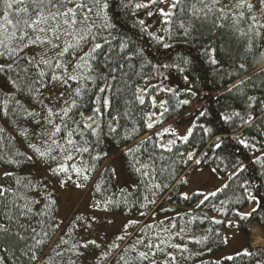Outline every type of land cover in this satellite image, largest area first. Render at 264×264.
I'll use <instances>...</instances> for the list:
<instances>
[{
  "label": "trees",
  "instance_id": "trees-1",
  "mask_svg": "<svg viewBox=\"0 0 264 264\" xmlns=\"http://www.w3.org/2000/svg\"><path fill=\"white\" fill-rule=\"evenodd\" d=\"M235 2L220 0V5L208 12L205 4L211 0H180L179 6L172 10V22L164 24L158 10L169 11L168 3L106 0L108 6L103 16L108 28L102 34L114 47L125 43L127 48L122 55L131 59L119 60L124 67L113 73L116 79H112L100 58L94 63L95 83L81 81L84 94L77 98L80 106L73 110V118L86 119L94 114L95 108H101L102 113L95 116L94 135L85 130L83 138L74 137L81 146L88 141V152L69 148L71 160H66L62 152H53L55 160L41 159L29 147L30 143L41 146L45 139L41 127L31 118L0 114V129H3L0 156L4 157L0 159V167L11 174L4 176L5 187L10 192L0 199V213L12 209L18 215L13 201L20 205L27 201L33 213H40L20 217L27 227L13 230L20 231L23 240L0 234V256L5 264H68L69 261L74 264H264V245L257 249L249 247L246 253L231 259H207L226 247L224 231L230 222H236L248 238L255 225L264 232V27L261 26L264 10H260L264 5L260 0H250L251 12L246 8L230 10ZM137 3L148 7L136 8ZM221 6L224 13L215 11ZM240 11L244 12L243 17L239 16ZM250 16L257 17L256 26ZM93 20L101 23L89 15V21ZM181 23L184 28L180 27ZM83 47L87 50L88 45ZM33 52L28 49L25 54L30 56ZM6 60V56L0 57V63ZM146 80L152 84L145 92L144 103H140L139 87ZM237 82L240 83L231 87ZM59 86L50 84L43 90L44 96L56 97L54 92ZM99 87H106L107 92L99 93ZM187 89L194 91L200 103L196 122L188 139L177 140L169 151L161 146V138L170 137L172 125L186 119L188 106L183 96ZM5 93L15 95L29 110L40 111L35 101L14 92L0 74V97ZM159 93L163 101L158 105ZM97 95L99 102L95 100ZM104 99L110 101L107 107L103 105ZM44 103L49 104V100L45 99ZM60 103L57 101V105ZM157 107L161 108L160 113H156ZM81 112L83 117L79 115ZM224 116L231 119L225 121ZM112 128L116 131H111ZM25 131L27 138L22 135ZM217 139L222 141V149L213 146ZM241 139L247 147L239 142ZM60 144L65 146L63 140ZM120 152L128 175L136 183L134 189L118 190L115 172L110 164H105ZM10 158L17 163H9ZM36 159L44 163L59 160L66 163L69 175L98 202L100 213L130 219L110 256L92 262L85 259L77 238V217L72 216L63 227L59 224L55 188L31 173ZM240 164L244 170L214 194L195 193L187 197L182 192L185 174L193 167L205 171L214 168L221 176H229L233 174V166ZM72 165L82 170L79 176ZM253 198L258 205L246 215L244 210ZM32 228L36 230L35 236ZM36 239L43 243L35 245ZM149 244L159 247L149 249ZM30 246H34L33 252L41 259L32 261L24 254ZM3 249H7L6 254ZM142 251L149 252L148 260L140 259Z\"/></svg>",
  "mask_w": 264,
  "mask_h": 264
},
{
  "label": "snow or ice",
  "instance_id": "snow-or-ice-1",
  "mask_svg": "<svg viewBox=\"0 0 264 264\" xmlns=\"http://www.w3.org/2000/svg\"><path fill=\"white\" fill-rule=\"evenodd\" d=\"M157 2L169 4V11H165L163 8L158 11L164 17L163 23L170 24L174 15L172 10L179 6L180 0H150V3ZM260 3L264 5V0H260ZM216 5H220V0H211L210 4H205V8L208 12H213V6ZM107 6L106 0H0V57H7L4 63H0V74L4 75L13 86L14 92L27 95L40 106V111L29 110L20 100L16 99L15 95L5 93L3 97H0V114L5 117L12 114L16 117L31 118L36 125L41 127V136L45 137L41 146L38 147L33 143L29 144V147L41 159L51 157L55 160L56 156L52 155L53 152H62L65 153L66 160H71L73 157L69 148L82 152L89 151L86 146L88 141H84L85 146H81L74 137L83 138L85 130H90V134L94 135L95 116L102 113L101 108H95L94 114L86 119L76 120L73 118V110L78 109L80 106L77 98H81L84 94L81 81L95 83L97 71L94 63L100 58H103L104 67L112 79H116L115 75L112 74L124 67L119 63V60L122 58L131 59V57L122 55L127 48L125 43L121 42L114 47L112 41L102 34L108 28L103 16ZM135 7L142 8L148 7V5L137 3ZM245 8L249 12L253 9L250 0H236L230 10ZM260 10H264V8ZM215 11L224 13L225 8L222 6L217 7ZM148 14L152 15L151 12ZM89 15L101 20V23L96 24L95 20L90 22ZM239 16L243 17L244 12L240 11ZM250 19L253 26H256L257 17L250 16ZM140 23L143 25L144 21H140ZM261 26L264 27V25ZM180 27L184 28V23H181ZM155 38L160 39L159 36ZM84 44L88 45L87 50L84 49ZM28 49L34 50L30 56L25 54ZM66 57L69 59L66 60ZM241 67L243 68L244 65L242 64ZM101 78L107 79L103 76ZM54 83L62 84L66 89H71L69 99L64 98V92L56 97L44 96L43 90L48 89L49 85ZM73 83L77 85L74 88L71 87ZM97 91L106 93L107 88L99 87ZM45 99L49 100L51 106L44 103ZM139 99L140 103H144L143 97ZM95 100L99 102L100 96L97 95ZM57 101H62V103L57 105ZM184 103H187V101H184ZM109 104L108 99L103 100L105 107ZM79 115L83 117L82 112ZM236 115L239 116V113ZM57 118L59 123H57ZM223 119L227 121L231 117L224 116ZM148 126L151 127L152 125L149 124ZM111 131H116V129L112 128ZM0 132H3V129H0ZM61 133L63 135H60ZM22 135L27 138L26 131ZM190 135L191 131L181 139L186 141ZM2 139L3 137L0 136V140ZM60 140H63L64 145L68 147L62 146ZM239 142L246 147L248 146L242 139ZM213 146L218 150L222 149V141L217 139ZM189 158H191V154H189ZM0 159H4V157L0 156ZM28 159H31V157H28ZM8 162L17 163L15 159L11 158L8 159ZM257 162H260L259 158ZM233 167L234 176L244 170L242 164ZM72 169L76 175L81 174L82 170L76 168L75 165H72ZM53 171L67 174L69 168L66 164L60 163ZM8 175L11 174L5 173V176ZM84 178L87 179V176ZM9 192L10 189L0 185V199L5 198ZM13 195L15 196V194ZM205 200H207V197H205ZM13 207L18 215L12 209L0 213L3 217V220L0 221V234H11L23 240L24 237L21 232L13 230L14 227L20 230L27 227L20 222V217L27 218L30 215H39L40 213H33L27 201L23 205L16 204L13 201ZM216 223H220V221H216ZM57 227L59 226L57 225ZM31 231L35 236V228H32ZM42 243L43 241L40 239L35 240V245H41ZM61 243H67V241L61 240ZM90 243L94 245L95 241ZM81 246L87 247V244ZM33 247L30 246L24 254L29 255L32 261L41 259L33 252ZM75 247L73 245V248ZM148 247L151 249L159 247V245L149 244ZM175 247L180 246L176 245ZM3 251L5 254L7 253V249H3ZM57 255H61V253H57ZM152 255L155 254L152 253ZM139 257L141 260H148L149 252L142 251L139 253ZM119 259H123V257ZM0 264H5L3 256H0ZM68 264H74V262L69 261Z\"/></svg>",
  "mask_w": 264,
  "mask_h": 264
},
{
  "label": "rangeland",
  "instance_id": "rangeland-1",
  "mask_svg": "<svg viewBox=\"0 0 264 264\" xmlns=\"http://www.w3.org/2000/svg\"><path fill=\"white\" fill-rule=\"evenodd\" d=\"M239 83L240 82H237L231 87ZM151 84V80H146L139 87L140 97H143V99L145 98V92ZM59 85L61 86L54 92L55 96L64 92V98L69 99V89L66 90L62 84ZM161 101H163V99L161 93H159V97L157 98L158 105ZM183 101H187L185 104L188 106L185 111L186 119L181 124L172 125L173 132L170 137L161 138V146L165 149L171 148L177 140H183L181 138L188 135L189 131L192 132L194 128L197 118L196 110L200 107L199 100L196 101L193 90L187 89L185 96H183ZM160 111L161 108L157 107L156 113H160ZM122 152L117 153L105 163L112 166L116 175L117 188L120 191L134 189L136 187V183L125 169ZM60 163H62L60 160L44 163L36 159V167L31 173H33L39 181H47L55 188L59 203L58 221L62 227L65 226L72 216L77 217L78 241L82 245L87 244V247H83L85 259L92 262L101 257L110 256L120 241V238L124 236L125 229L130 219L124 216H109L100 213L98 202L93 195L88 192V189L73 179L69 175V171L67 174L53 171ZM5 173H9V171L0 167V185L4 186ZM232 176L234 175L221 176L214 168L205 171L193 167L185 174L182 192L187 197H191L195 193L209 196L220 191L229 182ZM257 205V200L253 198L251 204L244 210V214H250ZM254 231L259 232L260 239L258 241L255 240L256 238L253 235ZM224 233L227 241L226 247L218 253L207 257L208 260L221 261L233 258L234 256L246 253L249 247L257 249L264 245V232L259 225H255L251 228L249 238L239 229L236 222H230ZM57 238L58 236L56 239ZM91 241H95V244L93 245L90 243Z\"/></svg>",
  "mask_w": 264,
  "mask_h": 264
},
{
  "label": "bare ground",
  "instance_id": "bare-ground-1",
  "mask_svg": "<svg viewBox=\"0 0 264 264\" xmlns=\"http://www.w3.org/2000/svg\"><path fill=\"white\" fill-rule=\"evenodd\" d=\"M253 235H254V236H255V238H256L255 240H257V241H258V240L260 239V237H259V232H258V231H257V232H256V231H254V234H253Z\"/></svg>",
  "mask_w": 264,
  "mask_h": 264
},
{
  "label": "clouds",
  "instance_id": "clouds-1",
  "mask_svg": "<svg viewBox=\"0 0 264 264\" xmlns=\"http://www.w3.org/2000/svg\"><path fill=\"white\" fill-rule=\"evenodd\" d=\"M263 247V246H262Z\"/></svg>",
  "mask_w": 264,
  "mask_h": 264
}]
</instances>
